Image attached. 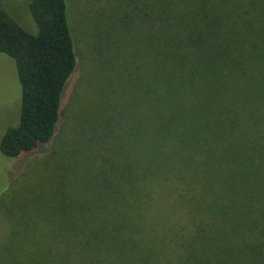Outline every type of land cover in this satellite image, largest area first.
Segmentation results:
<instances>
[{"label": "trees", "instance_id": "1", "mask_svg": "<svg viewBox=\"0 0 264 264\" xmlns=\"http://www.w3.org/2000/svg\"><path fill=\"white\" fill-rule=\"evenodd\" d=\"M103 1L111 41L89 88L112 106L73 152L89 165L54 263L264 264V0ZM29 11L35 34L0 6L22 87L7 158L54 140L78 70L68 0Z\"/></svg>", "mask_w": 264, "mask_h": 264}, {"label": "rangeland", "instance_id": "2", "mask_svg": "<svg viewBox=\"0 0 264 264\" xmlns=\"http://www.w3.org/2000/svg\"><path fill=\"white\" fill-rule=\"evenodd\" d=\"M30 1L0 0V6L26 31L35 34ZM68 3L78 70L66 89L54 140L49 144L37 143L15 158L5 157L0 150V264H55L53 259L59 257L64 244L55 243L60 239L53 230L55 225L67 222L69 217L62 216L68 208L72 210L79 205L81 168L84 169V160L88 158L82 156L83 160L73 152L92 139L93 134H100L97 120L105 107L112 106L111 97L98 99V92L89 85L95 81L90 74L96 70L97 50L111 41L105 14H113V3L103 0H68ZM21 101L16 63L0 53V144L6 132L19 125ZM77 142L82 145L74 147Z\"/></svg>", "mask_w": 264, "mask_h": 264}]
</instances>
